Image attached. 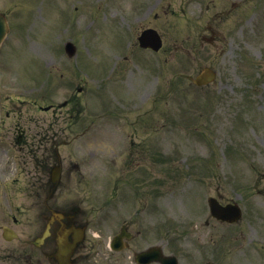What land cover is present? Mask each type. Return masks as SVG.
<instances>
[{
    "label": "rangeland",
    "instance_id": "374dc122",
    "mask_svg": "<svg viewBox=\"0 0 264 264\" xmlns=\"http://www.w3.org/2000/svg\"><path fill=\"white\" fill-rule=\"evenodd\" d=\"M16 0H0V11L6 12L7 14L12 13V19L15 22L20 20L18 10L29 11L28 15L39 14L37 7H34L33 12L31 5L28 7L24 5L20 8L15 4ZM68 2V1H67ZM67 2L65 4H67ZM181 5L179 6V4ZM102 4V3H101ZM91 3H83L82 0H70L69 7L65 10L58 13H51L50 11H43L42 14H39L37 17L36 24L34 28H31L30 35L26 34L25 37L29 38L30 41H33L34 44L39 45L40 42L44 46H48L54 52L57 51L58 55L62 57V50L60 44L55 41V38L59 35L68 33L70 35L74 32L71 29V24L76 22L80 24L81 19L76 16L77 12H81L85 15L90 13L89 17L93 18L94 21H90L93 24L95 21H98L99 27L103 28V16L98 12V9H90ZM47 6L45 5V8ZM228 6L225 7L227 10ZM56 9V6H55ZM161 9V16L157 19L149 18L146 21L140 20V23L136 25L139 29L143 28L146 25H152L160 30V33L163 36V50L160 53L161 55L157 58V61L151 66L141 67L138 66V69L131 68L132 82L137 80V71L145 70V73L152 74L153 77L150 79L154 80V77L157 78L155 82L156 89L154 92L159 90L163 97H166L163 100L158 101V111L161 113L160 120L166 126L169 125L168 122L164 120L162 115L166 113L165 104L163 101H167L169 98L170 91V82L173 73L175 74L177 69L183 70L184 73L193 75L196 73L200 66L209 64L212 65L218 74V78L214 84L209 88L198 90L193 88L191 85L190 88L186 87V84L180 83L179 89H185L186 95L178 99L177 106L180 108H190V111L195 112L196 115L202 116L199 122L195 123H185L184 126L187 129H178V131L185 130V133L188 136H177L175 135V130H170L167 133L168 137L174 139H169L168 144H165V141H160L152 149V164L150 166V176L156 174L159 175L160 171H163L161 177H167L170 173H176L177 176H180L181 172L185 169L193 170L192 176H203L205 181H201L199 187H206L212 189L213 187H219L225 198L238 199V194L242 193L244 198L250 200L249 194L255 196L256 203L260 204L262 200L260 197L256 196L255 193L259 192L253 187L254 179L260 174L264 173V131L256 130L254 133V126L257 124L258 115H254L252 120V114L255 111H258L260 114L264 112V33L263 32V20H264V0L251 1L246 4L244 7L236 10L233 14L234 18L230 21L228 18L219 20L214 17L216 12H220L223 9L222 0H164L161 6L158 8ZM107 19L105 23L111 25L117 29L116 35H119V27L125 29L124 32H127L128 28L132 25L133 21L128 20L127 18L123 21L120 18V13L116 9H108L106 11ZM87 16H83V19ZM244 19V20H243ZM98 27V29H99ZM105 27V25H104ZM61 32V33H59ZM75 33V32H74ZM15 33L9 35L8 40L9 44L3 46L0 51V84L1 85H17V84H4L3 80H6L9 83H13L14 80L19 81L23 86L29 87L32 83L41 84V80L50 75L49 71L43 66L40 65L39 61H43L51 64L52 66L60 62V59L57 55L47 56L42 55L37 57L36 60L32 56L25 54L23 50H20V47L15 51L12 50L13 43L12 38ZM126 37V34L123 38ZM99 46L94 49V54L88 47H85V50L77 56L75 62L71 66L68 60L61 62L60 66L63 67L58 70V79L64 87L68 82L66 76L70 75V70H77L79 75H86L94 73L96 75H102L105 72L106 64L101 58V54L106 46H109L111 40V32L109 30H103L99 36ZM17 41V36L13 39ZM73 43L77 46L76 40L74 37H71ZM27 42L24 47L25 50L28 48ZM113 41V39H112ZM133 38H131V42ZM37 50H39L37 48ZM6 57L8 61L6 62ZM52 58V59H49ZM108 60V58H105ZM180 60H183L184 67L179 63ZM6 62V71L3 72V65L5 66ZM192 62V68H190ZM125 70V74L128 72V68ZM194 71V73H191ZM83 73V74H82ZM114 76L112 73H106L104 77L110 76L112 89L108 92V100L112 104H118L119 96L123 93V90L119 92L117 89L127 88L122 82L128 80V76L122 74V68L120 74L116 73ZM8 75V76H7ZM125 75V76H124ZM124 76V77H122ZM150 75H147V77ZM122 77V78H121ZM121 78V79H120ZM38 80V81H37ZM70 80L73 81L68 89H73L74 86L82 85L83 81L78 78V76H71ZM106 83V80L103 79L102 82ZM109 81V82H110ZM122 81V82H121ZM118 84V85H117ZM114 85H117V89L114 88ZM58 85L54 86L53 92H56ZM3 89L0 88V91ZM39 90L34 89L28 91L27 93H37ZM148 91V90H146ZM128 92V91H127ZM129 96L132 97L127 100L124 107L121 110H127L132 114L147 112L151 108V104H146L143 107L138 109H132L131 106L133 102L138 103V98L136 95L128 92ZM141 94V93H140ZM47 95V94H45ZM158 94H156L157 96ZM65 95L58 96L62 98ZM154 93L152 94V97ZM155 96V97H156ZM49 98L48 96L46 99ZM3 101V98H0ZM132 99V103L130 100ZM203 102L210 107L201 105ZM8 106L10 103H6ZM138 104L135 107H139ZM0 107H3V103H0ZM110 110H113L112 106H109ZM169 108V106H167ZM263 109V110H262ZM251 114V116H250ZM252 120V121H251ZM264 120V119H262ZM248 121V122H245ZM249 121H251L249 123ZM245 123V124H244ZM261 126L263 122L260 123ZM94 125L98 126L96 122ZM243 126L244 137L246 132L249 131V136L256 144V148L250 150V157H254L252 161H248L247 166H243L240 162V158H235L238 162L240 168L247 170L246 174L249 176L247 183L245 185V190H238V179H244L242 174L233 173L231 175L232 179H236L235 182L230 184V176L227 173L226 169H231L236 161L233 157L227 155L228 148L236 149L241 148V136L239 134H233L232 126ZM96 126L93 127L92 132L95 133ZM155 127H159L157 121L154 124ZM119 134L114 140L116 142V147L121 146V143L124 139V135L118 131ZM158 132V131H157ZM160 136V134L158 133ZM161 137V136H160ZM153 141L156 142L155 138ZM198 143V144H197ZM155 143H152L154 145ZM199 144L201 147H199ZM111 148V145H108ZM107 146L105 147V155H100L98 148H95L94 155L89 158H98L94 160L92 166L87 168V176L91 178L88 173V170L91 169L93 173L97 171V168L100 169V181L103 186H110L113 184V178L106 171H101L102 168H106V164L99 162L101 160H107L110 163L112 157H110V152ZM192 148H195V152ZM26 149L22 150L20 154H26ZM128 151V152H127ZM125 152L119 153L118 158L120 163H123L124 160L128 161L130 158L127 156L131 151L128 149ZM127 152V154H126ZM108 154V155H107ZM127 156V157H126ZM146 157H148L146 155ZM154 158L162 157V162H155ZM149 158V157H148ZM136 161L140 160V156L135 153ZM151 161V159H149ZM135 161V162H136ZM99 163V165H97ZM136 165H140L136 164ZM103 166V167H102ZM126 166V165H125ZM136 167H128L126 172L132 176V171L141 175L140 171H135ZM7 170L8 167H5ZM159 169V170H157ZM208 171L211 173L208 176ZM25 174V173H24ZM37 173L33 170L28 172L30 176V182H34L35 175ZM159 175V176H160ZM175 179V177H168V180ZM192 179H182L181 182L176 181L179 186H175L174 192L177 196H174V192L171 191L167 197H165V202L163 207L167 211V218L176 217V220L180 222L183 228L191 230L193 227L196 230H200L201 219L194 218L192 211H189V205H186L182 208L181 202L179 199L180 191L185 195V201L192 202L193 198L189 195V192L192 191L195 185H198L197 180L191 177ZM116 179V177H115ZM134 184L140 186L142 189H146L143 186V183L139 179L133 180ZM249 186V188H248ZM234 187V189H233ZM179 189V190H178ZM14 191L12 186L11 192ZM260 193H264V188L260 190ZM67 195V194H66ZM107 196H111L112 193L108 190ZM69 196V195H67ZM174 197L175 200L172 198ZM197 202V198L195 203ZM243 202V200H242ZM169 203H174L175 209L172 210L169 208ZM203 199L201 193L198 195V208L204 213ZM263 210V207L260 206ZM169 216V217H168ZM207 216V215H205ZM259 218L264 222V213L258 215ZM173 220L172 218H169ZM191 221L190 224H187ZM212 222V221H211ZM193 224V226H191ZM254 227L250 225V228ZM142 231L147 232V226L142 227ZM236 230L234 231V233ZM243 232L249 234L250 229L247 225H244ZM201 233V232H200ZM222 229L218 228L217 225H210V229L205 232V236L199 235L204 241H199L201 245L206 247H219L223 242ZM257 233H253L250 237H244L242 242L247 245V238H254ZM232 243V245L227 246L226 244ZM236 240L233 239V235L230 232H227V240L225 245L227 249L222 253L223 257L220 261L224 264H264V236H260L257 241L258 248L257 252H254L248 257V261H243L241 254L238 253ZM217 253L215 250L212 254V259L217 260Z\"/></svg>",
    "mask_w": 264,
    "mask_h": 264
},
{
    "label": "bare ground",
    "instance_id": "6f19581e",
    "mask_svg": "<svg viewBox=\"0 0 264 264\" xmlns=\"http://www.w3.org/2000/svg\"><path fill=\"white\" fill-rule=\"evenodd\" d=\"M47 253V252H46ZM46 253H44L43 255L42 254H40V256L42 257V258H44L45 257V255H46Z\"/></svg>",
    "mask_w": 264,
    "mask_h": 264
}]
</instances>
